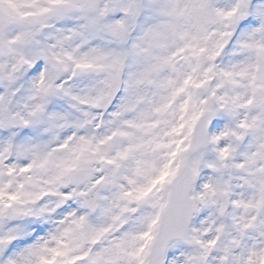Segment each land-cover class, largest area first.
I'll return each mask as SVG.
<instances>
[{
    "label": "snow or ice",
    "instance_id": "6c2138e0",
    "mask_svg": "<svg viewBox=\"0 0 264 264\" xmlns=\"http://www.w3.org/2000/svg\"><path fill=\"white\" fill-rule=\"evenodd\" d=\"M0 264H264V0H0Z\"/></svg>",
    "mask_w": 264,
    "mask_h": 264
}]
</instances>
